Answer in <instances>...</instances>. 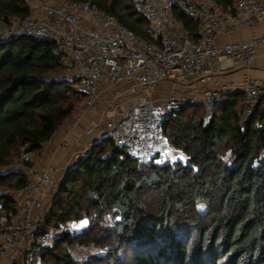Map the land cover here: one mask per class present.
<instances>
[{"label": "trees", "instance_id": "16d2710c", "mask_svg": "<svg viewBox=\"0 0 264 264\" xmlns=\"http://www.w3.org/2000/svg\"><path fill=\"white\" fill-rule=\"evenodd\" d=\"M83 1L156 41L131 0ZM215 1L224 9L231 2ZM27 14L23 0H0L1 20ZM174 14L195 35L196 21ZM64 69V55L51 41L22 37L0 43V187L24 186L25 177L12 169L20 147L29 154L40 150L82 99L76 77H49ZM236 96L221 95L209 118L200 105L164 115L163 133L182 161L141 164L110 137L94 143L59 181L64 196L51 200L44 228L52 219L56 225L71 219L79 188L97 206L92 226L109 216L113 221V240L102 244L108 264H118L128 246L142 248L130 255L129 264H264V116L255 108L243 116ZM151 194H156L154 212L143 206ZM1 199L4 210L12 207L14 201ZM67 239L65 234L52 250L45 247L54 254L51 264H76L60 245Z\"/></svg>", "mask_w": 264, "mask_h": 264}, {"label": "built area", "instance_id": "2783aa9c", "mask_svg": "<svg viewBox=\"0 0 264 264\" xmlns=\"http://www.w3.org/2000/svg\"><path fill=\"white\" fill-rule=\"evenodd\" d=\"M23 1L28 8L25 18L0 19V43L22 37L53 42L64 55L66 73L78 79L76 89L83 97L77 108L100 109L106 89L110 90L109 107L113 109L120 100L136 97V105L103 123L116 147L141 164L154 162L170 151L161 126L165 114L200 105L204 117H211L225 86H206L221 63L230 68H249L257 48L264 43V34H252L247 41L217 42L220 36L262 22L264 0H230L226 9L215 0H131L152 28L155 42L135 34L89 1ZM175 10L196 21L195 35L186 31ZM165 81L193 94L154 98L157 85ZM196 83L204 86L201 99L195 96ZM260 99L264 100V81L245 74L243 116L251 115ZM80 119H72L70 127ZM61 145L66 147L68 142ZM12 169L25 177V184L12 207L3 211L0 264L16 260L21 251L23 264H33L32 257L40 254L50 240L44 228L48 209L43 196L58 184L56 169L52 164L34 163L24 147H20ZM27 255L30 259L25 260Z\"/></svg>", "mask_w": 264, "mask_h": 264}, {"label": "crops", "instance_id": "0c3cea01", "mask_svg": "<svg viewBox=\"0 0 264 264\" xmlns=\"http://www.w3.org/2000/svg\"><path fill=\"white\" fill-rule=\"evenodd\" d=\"M252 34H264V20L254 26L251 29H241L237 30L229 36H220L217 39L218 44H224L228 41H247L250 39ZM247 74L248 77L264 81V43L257 48V56L253 64L249 68H230L227 63L222 62L221 66L215 72L213 81L209 83L206 87L214 89H222V97H232L236 95L238 100V107L241 109V100L243 95L244 87V75ZM126 86H123L125 88ZM195 87L197 92L195 96L197 99H201V92L204 86L196 83ZM193 91L179 86L173 82H162L157 85L154 91V98L165 97L168 94H186L192 95ZM112 101L110 90L106 89L103 93V101L100 109L98 110H87L86 112H77L76 116H81L77 124L74 127H70V122L72 119L66 118L61 126L53 133L51 138L45 142L42 148L38 151L30 153V158L34 163L38 164H52L56 169V177H63L68 169L74 167L80 159L84 157L87 153L85 150L86 140L91 136L92 144L106 137H110L103 120L106 118H118L122 113L133 107L137 103L136 97H126L118 102L114 107H109ZM256 111L260 116L262 110L264 111V100L260 99L255 107ZM74 117V118H75ZM73 118V119H74ZM103 130V131H102ZM98 131H102L100 138H94ZM111 138V137H110ZM68 142V146L63 147L61 144L63 141ZM52 190V189H51ZM19 190H9L5 187H0V196L6 199L14 198L18 195ZM49 193L46 194L45 198H48ZM3 199L0 200V223L4 221V207ZM1 263V260H0ZM8 264V262H6Z\"/></svg>", "mask_w": 264, "mask_h": 264}, {"label": "rangeland", "instance_id": "374dc122", "mask_svg": "<svg viewBox=\"0 0 264 264\" xmlns=\"http://www.w3.org/2000/svg\"><path fill=\"white\" fill-rule=\"evenodd\" d=\"M66 69V67H65ZM62 70L60 72H57L56 74H51L49 77H55V78H66L69 80H72L75 78L73 74H67L66 71ZM77 105V104H76ZM75 105L74 110L72 114L68 117V119H73L77 112L81 113L86 112L87 110H83L80 108H77ZM200 109H197L196 112L198 115H202L201 107ZM88 112V111H87ZM86 112V113H87ZM190 112V111H189ZM203 116V115H202ZM204 118V117H203ZM103 131V130H102ZM102 131H98L96 133V136L94 138H100V134ZM87 138L86 140V146L85 150L87 152L92 147V140ZM111 140V139H110ZM100 141V139H99ZM224 159L227 161V163L231 162L230 153L229 151H225L223 154ZM178 160H184V156L176 151L175 149L170 147V151L163 156L162 158H156L154 163L157 164H165V163H172ZM14 163V162H13ZM12 163V164H13ZM59 184V181L62 180L63 177H56ZM58 184L52 188V190L49 192V197L45 198V207L49 210L52 206L51 200L54 198V196H64L62 193L58 192ZM79 197H78V208L75 209L74 213L71 215V219L67 221L66 223H60L59 225H56L54 219H52V222L49 223L48 227H46L47 231L50 233V240L46 246V248H53L55 242L61 238L63 235H67L68 239L66 242H61V246L64 247L66 250H68L71 254L72 260L76 264H108L107 263V252L102 246V244L107 242H112L113 240V232H112V219L111 217H107L103 220H99L96 226H92L95 220V212L97 209V206L95 203L89 201L85 197V193L82 189L78 188ZM155 204H156V194H151L149 198L144 199L143 206L151 211L154 212L155 210ZM175 219L177 220V223H180V219L175 216ZM87 221V224H82V221ZM2 224L0 223V226ZM46 248L40 253L34 255L32 257L33 264H51L54 261V254L49 253V251H46ZM146 250L150 249L151 246H145ZM152 249V248H151ZM142 248H132L131 246H128L124 251V257L121 258L120 262L118 264H129L130 261V255L134 252H140ZM55 252H59L58 250H55ZM30 259V256L27 255L25 260ZM9 264H23L22 261V251L20 252L18 258L14 261H9ZM161 264H170L167 261L162 260ZM221 264V263H220Z\"/></svg>", "mask_w": 264, "mask_h": 264}, {"label": "snow or ice", "instance_id": "6c2138e0", "mask_svg": "<svg viewBox=\"0 0 264 264\" xmlns=\"http://www.w3.org/2000/svg\"><path fill=\"white\" fill-rule=\"evenodd\" d=\"M81 223H82V224H87V221L85 220V221H82Z\"/></svg>", "mask_w": 264, "mask_h": 264}, {"label": "bare ground", "instance_id": "6f19581e", "mask_svg": "<svg viewBox=\"0 0 264 264\" xmlns=\"http://www.w3.org/2000/svg\"><path fill=\"white\" fill-rule=\"evenodd\" d=\"M170 163V162H169Z\"/></svg>", "mask_w": 264, "mask_h": 264}]
</instances>
